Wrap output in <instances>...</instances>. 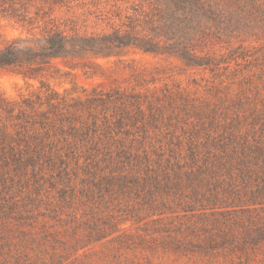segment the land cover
<instances>
[{
	"label": "trees",
	"instance_id": "trees-1",
	"mask_svg": "<svg viewBox=\"0 0 264 264\" xmlns=\"http://www.w3.org/2000/svg\"><path fill=\"white\" fill-rule=\"evenodd\" d=\"M73 1L0 0V17L32 36L0 43V70L40 84L37 93L17 99L0 92V194L6 193L9 174L120 173L121 184L124 179L136 196L141 193L151 213H163L161 208L199 212L194 213L197 222L186 228L193 233L199 227L207 233L199 242L217 246L207 218L214 219L210 225L227 227L240 220L225 218L231 212L236 216L234 208L249 211L246 204L218 202V188L230 195L239 181L246 195L252 192L247 185L258 176L262 187L254 186L264 188L263 74L259 83L246 81L235 93L214 85L206 99L167 85L146 93L112 90L67 97L42 77L55 59L71 68L82 53H91L88 44L94 37L79 34L73 21L55 16L61 8L69 11ZM127 3L132 16H126L123 35L114 36L117 48L175 55L187 66L211 72L229 70L230 61L256 57V48H264V0ZM36 31L44 41L41 46L31 41ZM158 190L178 202H156ZM218 232L225 240L228 232ZM199 242L188 240L195 248L202 247Z\"/></svg>",
	"mask_w": 264,
	"mask_h": 264
},
{
	"label": "rangeland",
	"instance_id": "rangeland-1",
	"mask_svg": "<svg viewBox=\"0 0 264 264\" xmlns=\"http://www.w3.org/2000/svg\"><path fill=\"white\" fill-rule=\"evenodd\" d=\"M71 7L57 10L55 16L70 19L79 34L94 37L88 44L91 53H82L70 62L71 68L55 59L42 77L47 86L67 97L84 98L112 90L146 93L167 85L206 99L214 85L224 92L230 87L229 92L235 93L246 81L250 80V86L259 83L260 73L264 77V48H256V57L230 61L229 70L211 72L187 66L175 55L117 48L114 36L123 35L126 16H132L127 0H74ZM29 36L26 29L0 17V43ZM33 36L34 46L44 44L37 31ZM246 50L249 54L255 51ZM39 90L37 80L0 70V92L5 97L17 99ZM122 177L120 173L81 170L67 175H7V194H0V264H264V188L254 186L262 187L260 176L247 185L252 192L246 195L239 181L231 186L233 194L218 188L222 193L218 202L246 204L249 211L234 208L236 216L231 212L225 218L240 220L227 227L210 225L214 219L207 218L218 243L213 248L199 242L207 236L199 227L193 233L186 228L197 222L194 213L199 212L161 208L163 213H151L142 203L146 198L141 193L136 196L133 186H124V179L121 184ZM156 195V202H178L162 190ZM221 228L228 232L225 240L219 236ZM188 240L202 247H191Z\"/></svg>",
	"mask_w": 264,
	"mask_h": 264
}]
</instances>
